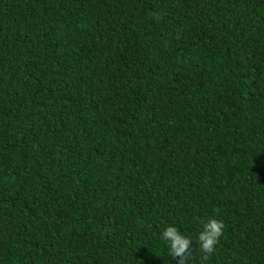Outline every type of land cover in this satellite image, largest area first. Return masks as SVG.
Instances as JSON below:
<instances>
[{
	"label": "trees",
	"instance_id": "trees-1",
	"mask_svg": "<svg viewBox=\"0 0 264 264\" xmlns=\"http://www.w3.org/2000/svg\"><path fill=\"white\" fill-rule=\"evenodd\" d=\"M168 226L264 264V0H0V264H178Z\"/></svg>",
	"mask_w": 264,
	"mask_h": 264
},
{
	"label": "clouds",
	"instance_id": "clouds-1",
	"mask_svg": "<svg viewBox=\"0 0 264 264\" xmlns=\"http://www.w3.org/2000/svg\"><path fill=\"white\" fill-rule=\"evenodd\" d=\"M219 210L217 209V213ZM202 231L198 233L199 250L203 254L202 259L206 260L211 256L223 235L224 223L221 220L210 218L200 221ZM160 239L168 245V255L177 259L178 264H186L192 257V239L180 233L177 227L168 226L162 230Z\"/></svg>",
	"mask_w": 264,
	"mask_h": 264
}]
</instances>
